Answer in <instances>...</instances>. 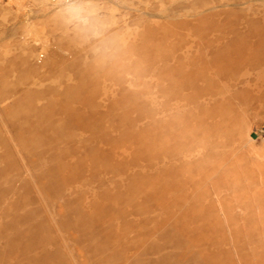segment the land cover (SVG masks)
<instances>
[{
	"label": "rangeland",
	"instance_id": "1",
	"mask_svg": "<svg viewBox=\"0 0 264 264\" xmlns=\"http://www.w3.org/2000/svg\"><path fill=\"white\" fill-rule=\"evenodd\" d=\"M264 0H0V264H264Z\"/></svg>",
	"mask_w": 264,
	"mask_h": 264
},
{
	"label": "built area",
	"instance_id": "2",
	"mask_svg": "<svg viewBox=\"0 0 264 264\" xmlns=\"http://www.w3.org/2000/svg\"><path fill=\"white\" fill-rule=\"evenodd\" d=\"M262 137H263V139H264V133L262 134Z\"/></svg>",
	"mask_w": 264,
	"mask_h": 264
}]
</instances>
